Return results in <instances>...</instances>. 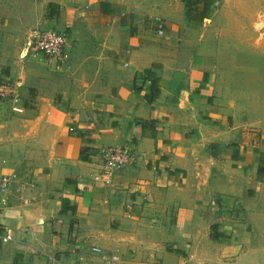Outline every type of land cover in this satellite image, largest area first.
Wrapping results in <instances>:
<instances>
[{
    "label": "crops",
    "instance_id": "obj_1",
    "mask_svg": "<svg viewBox=\"0 0 264 264\" xmlns=\"http://www.w3.org/2000/svg\"><path fill=\"white\" fill-rule=\"evenodd\" d=\"M72 1L0 0V81L22 108L0 100V176L17 175L0 264H264V85L235 106L215 46L168 35L194 24L184 4L115 15L86 0L80 19ZM35 26L65 32L61 70L26 51ZM109 146L136 158L104 185Z\"/></svg>",
    "mask_w": 264,
    "mask_h": 264
},
{
    "label": "rangeland",
    "instance_id": "obj_2",
    "mask_svg": "<svg viewBox=\"0 0 264 264\" xmlns=\"http://www.w3.org/2000/svg\"><path fill=\"white\" fill-rule=\"evenodd\" d=\"M185 2V0H112L116 6V9L113 7L112 10L115 15H119L120 12L129 9L133 14L144 9L143 11H152L155 16H161L165 11L170 13L181 9ZM72 4L80 19H83L86 13V0H73ZM158 19L157 21L165 23V17ZM153 21L155 23V20ZM75 22L71 19L65 21L69 29L73 24L81 23L77 20ZM92 24V20L89 19L88 25L93 27ZM170 29L172 31L168 35L176 39V44L184 42L185 39L189 42L203 34L207 40L205 47L215 46L224 61L231 80L229 88L233 91L235 106L243 110L249 103H253L250 102L252 101L250 96L257 93L253 94V91L264 85V0H211L207 17L203 22L191 25L184 23L178 26L177 30ZM242 102L245 103L244 107Z\"/></svg>",
    "mask_w": 264,
    "mask_h": 264
},
{
    "label": "built area",
    "instance_id": "obj_3",
    "mask_svg": "<svg viewBox=\"0 0 264 264\" xmlns=\"http://www.w3.org/2000/svg\"><path fill=\"white\" fill-rule=\"evenodd\" d=\"M163 24L159 21L154 28L150 30L152 36H161L163 34ZM66 34L64 31L56 29L43 28L40 26L32 27L26 35V51L31 56H40L47 63H51L56 70H61L68 59V53L65 48ZM18 86L13 80L0 81V100L10 104V110L13 113H20L22 108L18 105ZM72 131V129H68ZM102 164L99 176L102 184L107 185L110 182L112 172L122 166L132 164L136 158L133 150L124 146H109L101 150ZM17 179L14 172L4 173L0 176V192L4 193L10 184ZM32 187V184H28ZM22 200V196H19ZM128 206H126L127 208ZM11 240L10 230L6 229L0 234V243H6ZM92 252L102 253L97 248H92ZM115 260L114 256L110 257Z\"/></svg>",
    "mask_w": 264,
    "mask_h": 264
},
{
    "label": "trees",
    "instance_id": "obj_4",
    "mask_svg": "<svg viewBox=\"0 0 264 264\" xmlns=\"http://www.w3.org/2000/svg\"><path fill=\"white\" fill-rule=\"evenodd\" d=\"M184 9L185 17L189 23L202 22L207 17L209 4L211 0H185ZM51 7V6H49ZM153 93H156L154 86L151 84Z\"/></svg>",
    "mask_w": 264,
    "mask_h": 264
}]
</instances>
